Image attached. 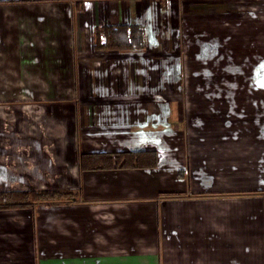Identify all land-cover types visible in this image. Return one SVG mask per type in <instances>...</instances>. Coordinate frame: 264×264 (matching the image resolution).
<instances>
[{
    "label": "crops",
    "instance_id": "crops-1",
    "mask_svg": "<svg viewBox=\"0 0 264 264\" xmlns=\"http://www.w3.org/2000/svg\"><path fill=\"white\" fill-rule=\"evenodd\" d=\"M44 188L78 197L0 210V264H264V0H0V191Z\"/></svg>",
    "mask_w": 264,
    "mask_h": 264
},
{
    "label": "trees",
    "instance_id": "trees-1",
    "mask_svg": "<svg viewBox=\"0 0 264 264\" xmlns=\"http://www.w3.org/2000/svg\"><path fill=\"white\" fill-rule=\"evenodd\" d=\"M94 49L141 50L144 47L143 29L135 23L105 24L92 35ZM155 150L81 152L78 164L81 170L121 168H153L156 166ZM180 173V172H179ZM76 188H44L0 191V210L21 209L36 202L76 201Z\"/></svg>",
    "mask_w": 264,
    "mask_h": 264
}]
</instances>
